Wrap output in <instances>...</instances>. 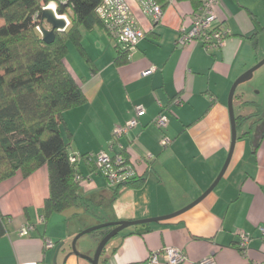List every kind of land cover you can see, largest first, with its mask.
Here are the masks:
<instances>
[{"label": "crops", "instance_id": "0c3cea01", "mask_svg": "<svg viewBox=\"0 0 264 264\" xmlns=\"http://www.w3.org/2000/svg\"><path fill=\"white\" fill-rule=\"evenodd\" d=\"M125 1L145 34L126 64L116 65V42L99 27L82 30L81 50L68 44L65 58L86 102L62 114L60 130L68 153L79 156L80 192L91 205L45 220V166L27 178L16 173L4 180L0 214L10 220L0 238V264H90L71 252L76 235L102 223L174 215L209 189L227 159L228 95L236 79L264 59V0H218L217 26L226 36L223 45L212 50L201 43L176 44L180 30L191 26L195 13L190 4L161 1L163 16L154 23L134 0ZM236 89L232 108L239 114L234 116L250 117L252 110L241 106L244 100ZM174 99L180 103L174 104ZM134 106L145 111L138 126L112 146L114 130L133 119ZM160 113L168 118L164 130L152 124ZM260 117L247 118L236 130L230 162L201 202L167 220L122 231L106 245L98 264H148L150 253L167 247L181 251L183 264L208 257L216 264H264L259 232L264 228V113ZM163 136L171 140L166 147L160 144ZM118 144L130 146L134 178L141 181L138 187L123 185L111 200L103 175L81 157L101 152L113 156ZM147 156L150 160L143 161ZM80 214L86 219L79 222L75 218ZM72 220L77 222L72 225ZM28 225L32 229L21 236ZM239 233L250 238L243 254L237 248ZM47 242L52 246L46 247ZM76 247L89 257L96 249L79 241Z\"/></svg>", "mask_w": 264, "mask_h": 264}, {"label": "trees", "instance_id": "16d2710c", "mask_svg": "<svg viewBox=\"0 0 264 264\" xmlns=\"http://www.w3.org/2000/svg\"><path fill=\"white\" fill-rule=\"evenodd\" d=\"M175 1L190 4L196 13L204 0ZM49 3L56 5L57 15L67 16L69 25L65 31L55 32L54 42L47 45L40 38L36 20ZM100 3L101 0H0V183L16 173L27 178L45 166L49 187L42 208L45 220L72 208L88 210L92 202L80 192L77 163L68 153L60 126L65 111L86 102L83 90L65 65L68 44L81 50L82 30L104 29L96 14ZM128 56V51L118 48L116 65L126 64ZM241 106L252 112L250 117L235 118L236 130L247 118L261 114L254 103L243 101ZM247 134L246 131L243 136ZM122 153L131 159L128 153ZM135 180L126 186L138 187L141 180ZM122 187L108 189L111 200ZM9 220L0 214V238L6 235ZM113 228L89 235L100 242Z\"/></svg>", "mask_w": 264, "mask_h": 264}, {"label": "built area", "instance_id": "2783aa9c", "mask_svg": "<svg viewBox=\"0 0 264 264\" xmlns=\"http://www.w3.org/2000/svg\"><path fill=\"white\" fill-rule=\"evenodd\" d=\"M142 13L149 17L154 23H158L163 16V7L157 0H134ZM169 3L174 0H167ZM218 0H204L201 9L193 14L191 26L186 31L184 28L180 30L177 38L178 46H185L192 43H201L205 50L220 48L223 45L226 32L217 26L216 7ZM55 11V10H54ZM96 14L101 20L104 30L116 42L119 49L128 51L130 54L137 45L145 38V34L138 28L136 21L131 13L130 7L125 0H101L100 5L96 9ZM57 15V14H56ZM69 25L67 16H59ZM151 71L144 72L143 75L149 74ZM180 100L174 99V104H179ZM134 117L128 121L123 127H117L113 133V144H116L120 138L126 136L128 131L136 128L139 124V118L144 114L142 106H134ZM152 124L159 130L166 129L168 118L164 113L158 114L152 121ZM171 140L167 136H163L160 144L166 147ZM119 152L113 156L105 152L96 155H86L83 158L87 163L93 165L96 171L103 175L106 180V188L113 189L127 184L135 177L134 160H128L123 151L130 155V146L124 148L120 144L117 145ZM79 156H71L72 160L78 162ZM147 156L143 161L150 160ZM142 161V160H141ZM80 182L81 178L76 177ZM32 229L26 226L20 231L21 236H26ZM259 232L264 240V228L259 227ZM250 238L244 233H239L237 248L240 253H244ZM51 243L47 242L46 247H51ZM163 260L165 264H183L186 261L181 251L176 248L167 247L150 253L148 264H160ZM195 264H216L213 258L208 257ZM263 264V263H259Z\"/></svg>", "mask_w": 264, "mask_h": 264}, {"label": "water", "instance_id": "95a60500", "mask_svg": "<svg viewBox=\"0 0 264 264\" xmlns=\"http://www.w3.org/2000/svg\"><path fill=\"white\" fill-rule=\"evenodd\" d=\"M43 24H46V26H48V28H45L43 26ZM65 29H66L65 20L63 18H58L53 9H50L48 6H46L45 8L42 9L37 30L40 34L41 40L45 44L48 45V44L53 43L54 39H55V32H62V31H65ZM263 65H264V59L261 60L260 62H258L253 67H251L249 70H247L245 73H243L240 77H238L230 89V92L228 95V105H227L228 112H229V118H230V126H231L230 150H229L227 159H226L219 175L217 176L214 183L209 187V189L205 193H203V195H201L196 201H194L188 207L182 209L181 211H179V212H177L174 215H171L169 217H162V218H155V219L141 220V221H122V222L102 223V224L96 225L94 227L88 228V229L80 232L78 235H76L74 237V239L72 240V243H71V252L74 255H77L83 259H86L90 264H98L99 259L102 255L106 245L108 244V242L111 239L118 236L122 231H124L130 227H134V226L146 225V224H150V223L159 222L162 220H167L169 218H172L176 215H179V214L187 211L188 209L192 208L193 206H195L196 204L201 202L214 189V187L218 184V182L222 178V176H223V174H224V172H225V170H226V168L230 162L231 156H232L234 144L236 141V123H235L236 117L234 116V112H233V108H232V100H233V95H234L235 89L239 85L249 81L252 78L253 73L256 70H258L260 67H262ZM125 185L126 184H124V186ZM106 227H114V228L103 239H101V241L98 243V246H97L92 257H89L87 255H81L76 251L75 243L81 236L88 235L91 232H94V231H97V230H100V229L106 228Z\"/></svg>", "mask_w": 264, "mask_h": 264}, {"label": "rangeland", "instance_id": "374dc122", "mask_svg": "<svg viewBox=\"0 0 264 264\" xmlns=\"http://www.w3.org/2000/svg\"><path fill=\"white\" fill-rule=\"evenodd\" d=\"M36 22L39 23V19H37ZM2 24H3V21L0 20V26ZM43 26L45 28H48V26H46V24H43ZM236 95L243 98L244 101L251 102V103L258 105L259 108L261 109V114L256 113V115L252 116V118H254V119L261 118L260 116H262V114L264 113V65L253 73V76L249 81H247V82H245V83H243L237 87ZM234 112L236 115L239 114V109L236 106L234 108ZM75 219H78L77 221L80 222L86 218H85V215L80 214L79 217L75 218ZM77 221L72 220L71 221L72 225H74ZM91 237L92 236H90L88 234V235H85L82 238L78 239L75 243L76 251L78 250V248L76 247V244L78 241L80 243V246H82V245H85V247L94 246V248H97L98 243H97V241L95 243V241L93 240V239H95V237L94 238H91Z\"/></svg>", "mask_w": 264, "mask_h": 264}, {"label": "clouds", "instance_id": "9594fccd", "mask_svg": "<svg viewBox=\"0 0 264 264\" xmlns=\"http://www.w3.org/2000/svg\"><path fill=\"white\" fill-rule=\"evenodd\" d=\"M48 7L55 10L56 5L54 3H49Z\"/></svg>", "mask_w": 264, "mask_h": 264}, {"label": "bare ground", "instance_id": "6f19581e", "mask_svg": "<svg viewBox=\"0 0 264 264\" xmlns=\"http://www.w3.org/2000/svg\"><path fill=\"white\" fill-rule=\"evenodd\" d=\"M51 9V8H50Z\"/></svg>", "mask_w": 264, "mask_h": 264}]
</instances>
